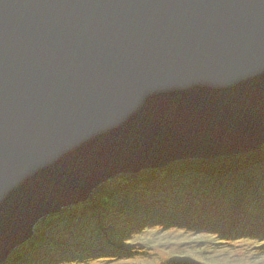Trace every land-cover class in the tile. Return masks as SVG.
Listing matches in <instances>:
<instances>
[{
  "label": "water",
  "instance_id": "1",
  "mask_svg": "<svg viewBox=\"0 0 264 264\" xmlns=\"http://www.w3.org/2000/svg\"><path fill=\"white\" fill-rule=\"evenodd\" d=\"M264 144V0H0V264L101 185Z\"/></svg>",
  "mask_w": 264,
  "mask_h": 264
},
{
  "label": "trees",
  "instance_id": "2",
  "mask_svg": "<svg viewBox=\"0 0 264 264\" xmlns=\"http://www.w3.org/2000/svg\"><path fill=\"white\" fill-rule=\"evenodd\" d=\"M170 246L172 264H264V144L118 176L41 220L4 264H150Z\"/></svg>",
  "mask_w": 264,
  "mask_h": 264
},
{
  "label": "rangeland",
  "instance_id": "3",
  "mask_svg": "<svg viewBox=\"0 0 264 264\" xmlns=\"http://www.w3.org/2000/svg\"><path fill=\"white\" fill-rule=\"evenodd\" d=\"M243 251L241 250L240 247H237L236 249L231 252L233 255L241 254ZM178 253H180V250L176 246H170V247H165L163 250L156 251L153 253V258L149 261L150 264H172L170 260H174L177 256ZM242 255V254H241ZM240 256V255H238ZM93 264H108L106 262H97ZM112 264H140L138 262V259L135 258L133 260H119L116 261Z\"/></svg>",
  "mask_w": 264,
  "mask_h": 264
},
{
  "label": "bare ground",
  "instance_id": "4",
  "mask_svg": "<svg viewBox=\"0 0 264 264\" xmlns=\"http://www.w3.org/2000/svg\"><path fill=\"white\" fill-rule=\"evenodd\" d=\"M148 171V170H147ZM34 234V233H33ZM29 241V240H28ZM28 241H25L21 246H23L24 244H26Z\"/></svg>",
  "mask_w": 264,
  "mask_h": 264
}]
</instances>
